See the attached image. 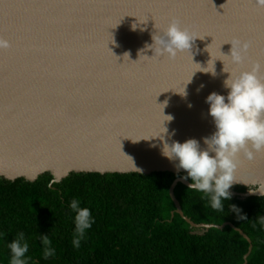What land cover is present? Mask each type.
<instances>
[{"label": "water", "instance_id": "95a60500", "mask_svg": "<svg viewBox=\"0 0 264 264\" xmlns=\"http://www.w3.org/2000/svg\"><path fill=\"white\" fill-rule=\"evenodd\" d=\"M94 1L31 0L27 4L23 0L19 4L0 0V18L6 13L12 17L10 28L18 25L20 30H28L22 41L10 40V48L0 50V177L34 181L49 172L59 182L70 173L82 172H184L161 154L162 142L156 136L163 132V115L173 117L163 124L165 140L182 143L196 139L204 148L203 138L215 131L206 97L212 92L226 96L223 81L231 73L250 70L257 62L264 79V8L255 6L254 0H214L211 8L193 11L192 17L199 18L191 27L183 25L188 21L181 26L197 38L174 59L157 57L155 44L153 50L146 48L159 30L156 24L162 28L165 23L161 18L160 23L146 20L138 0H128L117 10L121 14L114 31L99 22L104 12ZM241 4L244 9L234 13ZM191 6L198 8L194 3ZM39 7L41 12L35 13ZM216 11L225 14L217 18ZM34 14L65 21L56 32L48 29L45 45L40 27L28 20ZM202 14L206 16L200 17ZM70 17L79 18L78 23L74 25ZM201 19L212 21L210 29L198 22ZM225 38H231V43L236 39L249 43L244 64L234 65L224 56L232 48L225 43L219 49ZM212 68L214 76L203 72ZM183 86L186 97L176 93ZM237 160L233 184L250 190L264 184V152L251 161L241 153ZM178 182L190 183L176 178L169 195L175 211L191 226L222 229L229 225L247 238L227 222L195 224L186 218L174 196ZM229 192L260 196L231 188Z\"/></svg>", "mask_w": 264, "mask_h": 264}, {"label": "trees", "instance_id": "16d2710c", "mask_svg": "<svg viewBox=\"0 0 264 264\" xmlns=\"http://www.w3.org/2000/svg\"><path fill=\"white\" fill-rule=\"evenodd\" d=\"M183 175L82 172L59 182L49 172L34 181L0 177V264H10L8 243L19 233L29 245L26 264H264V195H231L218 211L206 194L178 182L174 196L186 218L195 224L227 222L247 238L229 225L193 227L175 211L169 195L173 181ZM250 188L231 187L237 193ZM73 199L94 219L79 248L72 243ZM41 235H48L55 250L47 259Z\"/></svg>", "mask_w": 264, "mask_h": 264}, {"label": "clouds", "instance_id": "9594fccd", "mask_svg": "<svg viewBox=\"0 0 264 264\" xmlns=\"http://www.w3.org/2000/svg\"><path fill=\"white\" fill-rule=\"evenodd\" d=\"M254 4L264 8V0H254ZM195 38L197 37L173 18L152 36L153 43L146 45V48L150 47L153 50L155 44L157 47L154 54L157 57L174 59L179 53L188 51L190 42ZM231 45V54L224 56L230 57L234 65L244 64L250 47L249 43L236 39ZM10 46L8 40L0 37V50H6ZM125 55L128 57L127 53ZM261 67L262 65L257 62L250 70L231 73L223 81V87L228 90L226 96L212 92L206 97L205 102L209 105L208 114L213 119L215 131L209 137L203 138L204 148H201L196 139H187L182 143L175 140L169 143L165 140L161 134L167 133V128L163 124L166 121L170 122L173 117L163 115L161 112L166 119L162 123L163 132L156 137H160L162 142V156L173 161L177 170H183L186 173L180 179L190 181L187 188L206 194L210 198L211 207L218 211H223L222 201L231 197L229 189L235 181L234 173L238 167V154L242 153L245 159L251 161L258 153L264 152V79L259 75ZM203 72L215 75L214 68ZM176 93L182 97L187 95L184 86L182 91ZM171 135H174V131ZM152 146L155 147V145ZM255 193L264 195V184L257 190L249 189V194ZM69 207L75 213L72 243L74 247L79 248L81 240L86 231L91 228L94 219L90 209L81 207L76 199L70 201ZM231 208L237 213L240 211L235 205ZM239 218L246 219L244 216ZM260 222L264 224V217L260 218ZM40 240L45 246L44 258L54 256L55 250L51 247L48 235H41ZM8 248L11 252L10 264H26L24 257L29 245L23 233H19L16 239L8 243Z\"/></svg>", "mask_w": 264, "mask_h": 264}, {"label": "bare ground", "instance_id": "6f19581e", "mask_svg": "<svg viewBox=\"0 0 264 264\" xmlns=\"http://www.w3.org/2000/svg\"><path fill=\"white\" fill-rule=\"evenodd\" d=\"M13 3L14 1L16 3L19 4H23V0H12ZM26 0H24L25 2ZM128 0H95V6H97L98 8L103 10V14L101 16H99V22L103 25V27H107L109 30L113 29V31L115 30L114 27H116L117 24V17L119 13L117 10L120 9L122 6L125 5V3ZM214 0L210 1V0H138L137 4L140 6L139 8L144 10L143 16H145V14H151V17L153 19H155V21H157L158 23L161 22L160 18L163 20V24L167 23V20L165 19H177L180 24L184 23L185 21H188L186 24H183L184 26H188L191 27L193 24V20H197L198 18L196 17H192L193 15V11L196 13L198 12L200 9H208L211 8L212 4H213ZM27 4L31 3V0H27L26 2ZM191 3H194L196 6H198V8H194L191 6ZM214 6H219L218 3H216ZM213 6V7H214ZM241 8V10L244 9V5H240L235 11L237 12L239 9ZM35 13H39L41 12L40 7L36 8L34 10ZM218 12V11H217ZM219 14L223 15V13H221L220 11L218 12ZM206 16V14H202L200 17H204ZM215 16L218 17H222L220 15H218L217 13H215ZM224 16V15H223ZM36 17V21L33 20V18ZM170 17V18H168ZM72 22L75 25V22L78 23L77 19L79 20V18H75V17H70ZM12 19V17H8L6 13H4L2 15V17L0 18V37L10 41L12 40L10 43L14 42V41H22L23 37H26L25 35L27 34V29L22 31L20 30L19 26H13V27H9L8 25L10 24V20ZM28 20L32 21L33 23H35L36 25H38V27H40L41 33H42V38H43V45H45V39H46V32L49 30H54L56 32L57 27L61 25V23L65 22V21H61L60 19L54 18L52 16H43V15H32V17L28 18ZM149 20L151 21V18H149ZM204 20H200L198 22H200L202 24V26H205V24H207L206 28L210 29L209 24L212 23V21L210 19H207L206 22H203ZM164 24V25H165ZM159 29H160V25L156 24ZM217 30H219V28H217ZM32 33H29V36ZM35 36V35H33ZM66 38L63 39V41ZM51 43V42H50ZM50 43L47 45L49 46ZM52 44V43H51ZM54 46H56L54 43L52 44ZM163 70V69H162ZM164 70H163V74H164Z\"/></svg>", "mask_w": 264, "mask_h": 264}, {"label": "snow or ice", "instance_id": "6c2138e0", "mask_svg": "<svg viewBox=\"0 0 264 264\" xmlns=\"http://www.w3.org/2000/svg\"><path fill=\"white\" fill-rule=\"evenodd\" d=\"M216 13H217L218 15H220V16H223V15L225 14V12H223V15H221V14H219L217 11H216ZM149 18L152 19L151 14H145V19L148 20ZM205 36H211V35H205ZM205 36H204V37H205ZM211 37H212V36H211ZM225 43H231V38H225V39H224V42L221 43L220 45L225 44ZM220 45H219V49H220ZM219 51H220V50H219Z\"/></svg>", "mask_w": 264, "mask_h": 264}]
</instances>
